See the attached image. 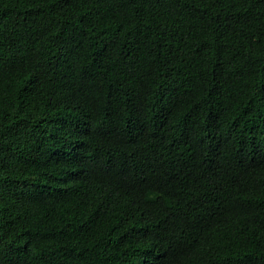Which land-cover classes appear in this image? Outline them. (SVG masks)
<instances>
[{
  "label": "trees",
  "instance_id": "1",
  "mask_svg": "<svg viewBox=\"0 0 264 264\" xmlns=\"http://www.w3.org/2000/svg\"><path fill=\"white\" fill-rule=\"evenodd\" d=\"M0 264H264V0H0Z\"/></svg>",
  "mask_w": 264,
  "mask_h": 264
}]
</instances>
